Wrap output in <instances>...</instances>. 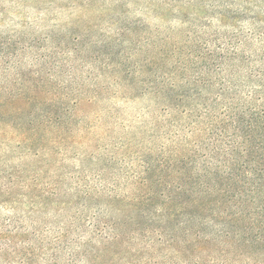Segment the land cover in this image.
I'll use <instances>...</instances> for the list:
<instances>
[{"label":"trees","instance_id":"trees-1","mask_svg":"<svg viewBox=\"0 0 264 264\" xmlns=\"http://www.w3.org/2000/svg\"><path fill=\"white\" fill-rule=\"evenodd\" d=\"M183 1L154 0V14H175L179 26L154 29V88L145 90H154L156 104L158 143L154 164L145 163L154 180L132 178L136 193H147L123 194L116 180L44 192L27 221L0 220V264H122L138 246L154 251V264H264V0ZM11 56L0 42V137L11 131L17 149L40 157L79 99L72 92L41 99L47 71L23 70ZM128 58L120 51L95 59L121 75ZM0 174L14 175L10 167ZM50 200L75 216H56L59 226L42 230L38 211Z\"/></svg>","mask_w":264,"mask_h":264},{"label":"rangeland","instance_id":"rangeland-1","mask_svg":"<svg viewBox=\"0 0 264 264\" xmlns=\"http://www.w3.org/2000/svg\"><path fill=\"white\" fill-rule=\"evenodd\" d=\"M183 2L185 6L201 4L200 0ZM174 15L159 18L154 14V0H0V42L11 48L13 63L26 71H47L48 92L41 99L54 100L67 92L79 99L63 130L50 133L46 141L50 148L38 152L40 157L34 155L36 151L17 149L20 139L11 131L0 137V170L10 167L14 174L12 179L0 174V220L16 215L25 216L20 222L27 221L26 213L39 209L42 198L46 199L44 192L57 186L68 195L76 188L82 192L116 180L123 184V194L147 193L144 188L136 193L132 178L137 184L142 177L154 180V172L147 175L145 171L146 162L154 164L158 143L154 142V90L145 92L154 88V29H177ZM120 51L129 56L126 72L137 70L126 80V72L105 70L95 59L99 56L104 61ZM97 88L100 94L91 101ZM13 181L6 193L4 187ZM47 202L38 211L43 216L42 230L46 223L59 226L56 216H62L63 222L75 216L74 208ZM122 264H154V251L138 246L136 258Z\"/></svg>","mask_w":264,"mask_h":264}]
</instances>
